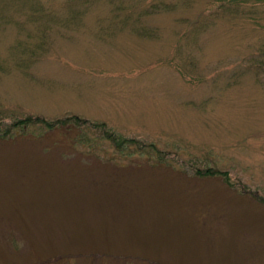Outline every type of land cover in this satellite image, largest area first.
<instances>
[{"label":"rangeland","instance_id":"rangeland-1","mask_svg":"<svg viewBox=\"0 0 264 264\" xmlns=\"http://www.w3.org/2000/svg\"><path fill=\"white\" fill-rule=\"evenodd\" d=\"M26 118L0 264H264V0H0V127Z\"/></svg>","mask_w":264,"mask_h":264},{"label":"trees","instance_id":"trees-1","mask_svg":"<svg viewBox=\"0 0 264 264\" xmlns=\"http://www.w3.org/2000/svg\"><path fill=\"white\" fill-rule=\"evenodd\" d=\"M79 118V117H78ZM29 119V120H28ZM32 118H26V119H20L17 120L15 122L12 123V125L10 126L9 129H3L0 127V139L6 138L8 137V135L12 134V130L16 131V130H25L28 125L31 124ZM40 119V118H39ZM36 121H40V120H36ZM42 122L46 121V120H41ZM78 121V120H77ZM84 121L86 123H89L92 127H94L97 130V127L102 128L103 130V136L104 138H106L109 141H112L113 144L118 147V149H124V147H128L131 146V143L136 142L134 139H128L125 138L124 136H120L118 134H116L113 130H111L110 128L107 127L106 123H97V122H90L87 119H84ZM57 123L55 122H45V125L47 127H53V125ZM59 123H63V120H59ZM221 172L215 168H206V169H197V174L198 176H215V175H219ZM264 201V199H261Z\"/></svg>","mask_w":264,"mask_h":264}]
</instances>
